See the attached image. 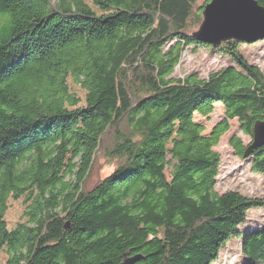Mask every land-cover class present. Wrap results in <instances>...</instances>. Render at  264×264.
Returning a JSON list of instances; mask_svg holds the SVG:
<instances>
[{"label": "trees", "instance_id": "16d2710c", "mask_svg": "<svg viewBox=\"0 0 264 264\" xmlns=\"http://www.w3.org/2000/svg\"><path fill=\"white\" fill-rule=\"evenodd\" d=\"M211 1L94 0L98 15L82 0H0L8 264H214L242 236L241 264H264V223L240 231L264 195L221 193L214 150L233 120L253 139L264 73L241 53L247 43L228 42L211 50L232 65L207 80L174 77L184 49L210 47L190 33ZM215 104L224 118L205 134L194 118ZM229 146L244 160L249 145L234 135ZM101 159L112 169L90 187ZM245 161L264 181V147ZM23 197L29 220L10 231L8 202Z\"/></svg>", "mask_w": 264, "mask_h": 264}, {"label": "rangeland", "instance_id": "374dc122", "mask_svg": "<svg viewBox=\"0 0 264 264\" xmlns=\"http://www.w3.org/2000/svg\"><path fill=\"white\" fill-rule=\"evenodd\" d=\"M91 7L98 15L101 12L94 5V0H82ZM203 21V18H202ZM200 27V26H199ZM199 27L191 31L190 34L198 32ZM210 48V49H209ZM190 47L181 52L180 64L176 68L174 77L184 79L187 76L196 74L202 80H207L213 73L232 65L227 57L213 52L211 47ZM212 49V50H211ZM241 53L247 61L258 67L264 73V41L253 44L243 45ZM68 85L72 94L81 100L79 107H84L86 92L73 83L72 79L68 80ZM224 107L221 104H215V112L209 118H200L195 115V122L206 127L205 134H209L213 127L224 118ZM238 135L245 146L252 142L251 137L245 136L237 120L230 121V131L221 139L220 144L214 150L221 155L222 166L218 178V189L221 193L228 191H239L247 196L260 197L264 195V181L261 175L255 174L251 170V165L239 159L229 146L232 136ZM112 166H109L107 160L101 159L96 167L93 178L90 182L92 187L97 181L106 177ZM29 205L25 203V197L8 202L6 213V223L10 231L15 230L19 225L26 224L29 218L26 217ZM264 223V209H252L248 213L247 222L240 227L244 235L245 231L259 227ZM243 237V236H242ZM242 237L233 238L220 252L218 260L214 264H241V240ZM9 249L5 247L0 253V264H8L10 260Z\"/></svg>", "mask_w": 264, "mask_h": 264}, {"label": "water", "instance_id": "95a60500", "mask_svg": "<svg viewBox=\"0 0 264 264\" xmlns=\"http://www.w3.org/2000/svg\"><path fill=\"white\" fill-rule=\"evenodd\" d=\"M202 18L198 32L192 37L213 49L228 42L253 44L264 40V8L254 0H212L204 7ZM263 147L264 120L254 124L252 143L246 148L243 159L247 160ZM141 259L137 256L124 264Z\"/></svg>", "mask_w": 264, "mask_h": 264}]
</instances>
